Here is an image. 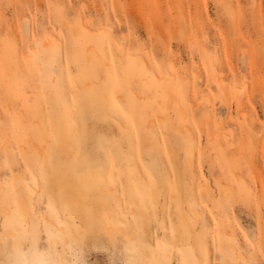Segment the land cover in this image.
Wrapping results in <instances>:
<instances>
[{
  "label": "rangeland",
  "instance_id": "1",
  "mask_svg": "<svg viewBox=\"0 0 264 264\" xmlns=\"http://www.w3.org/2000/svg\"><path fill=\"white\" fill-rule=\"evenodd\" d=\"M0 143V264H264V0H0Z\"/></svg>",
  "mask_w": 264,
  "mask_h": 264
},
{
  "label": "bare ground",
  "instance_id": "2",
  "mask_svg": "<svg viewBox=\"0 0 264 264\" xmlns=\"http://www.w3.org/2000/svg\"><path fill=\"white\" fill-rule=\"evenodd\" d=\"M211 71L213 72V69H211ZM71 108L74 109L73 107H71ZM75 109L77 111V108H75ZM72 113H71V115H72ZM106 114H107V112H106ZM75 116L76 115H74V120H75ZM113 117L115 119V116H113ZM111 121L109 120V122H111ZM112 125H113V123H112ZM115 128H117V126H115ZM2 141H4V140H2ZM48 191H49L48 195H49V198L51 200V203H53L54 205H56L59 208L60 207L66 208L68 210V213L71 215L77 216L79 222L84 226L90 225V217H94L96 219H100V218L105 219L106 217L109 218L108 215H110V214H109V211L107 209V200L104 199L103 196H101L102 193L94 194L96 191L94 193H89L88 191H85V189H84L82 194H79L78 196H76L75 192L71 188H69L68 186H67V189L64 191V193H62V191L56 189V185L53 183H50V185L48 186ZM22 209H23V207L20 204L19 208H18V212H19V218L21 219V222H23V219L25 217L24 213L22 212ZM111 212L113 213V214H111V215H113V217L111 215L110 216L112 217V219L115 222L120 220L118 212H115L112 210H111Z\"/></svg>",
  "mask_w": 264,
  "mask_h": 264
}]
</instances>
